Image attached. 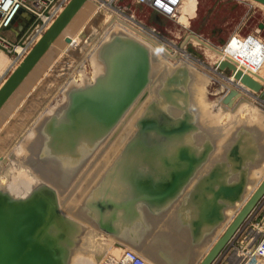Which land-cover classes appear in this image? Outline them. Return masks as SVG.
<instances>
[{"label":"crops","instance_id":"obj_1","mask_svg":"<svg viewBox=\"0 0 264 264\" xmlns=\"http://www.w3.org/2000/svg\"><path fill=\"white\" fill-rule=\"evenodd\" d=\"M193 1L188 0V4L183 7L181 21L184 20L185 22L187 7ZM96 2L106 9L105 3L109 4L111 1L89 0L82 14L74 20L70 36L75 37L76 33L83 28L84 25L82 26V24H84V21L87 22L92 6L97 4ZM142 7L137 5V8ZM109 8L116 10L112 6ZM109 8L106 9L107 14L110 12ZM115 13L118 16L128 18L126 15L113 11V15ZM131 20L135 22L133 19ZM27 22H29L28 16L21 14L15 19L10 29L4 31V34L11 40H18ZM119 22H122L120 26L124 27L127 33H132L131 35L134 37L138 35L137 37L149 39L150 43L155 47L153 48L157 51L156 55L158 57L163 55L164 64H170L171 70L166 71L165 75L163 73V76H157L160 81L157 87V100L159 99L158 103L160 106L154 110L158 112L156 111L155 115H149V117L139 121V124L144 120L157 121L159 131H150L148 136L143 138V144H139L138 141L141 138L140 127L135 126L136 128L131 133L132 135L127 138L123 146L121 155L110 162L102 161L100 163L101 167L105 166L106 169L102 168V177L98 184L96 183L95 185V198L98 201L95 200L94 203L98 206L101 202L110 201L120 206L118 209L114 208L120 217L124 215L122 208L126 207L128 211L125 225L112 224L116 231L110 234L107 233L100 226L99 219L95 220L96 222L98 221L97 229L110 238L113 242L112 244L123 245L126 247L125 249L129 250L136 249L141 253V256H144L153 264H198L207 255L209 248L220 232L216 231L212 236L207 237L206 230L210 226L206 222H202L200 225L202 206L200 197L204 193L203 187L208 185V182L204 185L201 184L210 176L212 177V175L217 176L216 179L220 182H226L227 185L236 183L240 180L242 171L246 173V178L249 181L252 172L258 170L259 165L264 161L262 159L264 156V123L260 122L263 131L259 132L261 136L259 137L255 131H248L245 128L248 115L247 113H238L240 104L237 102L233 110L223 106L220 109L216 108V106L212 108L213 103L205 105L206 100H210L209 96L217 93L215 90L218 91L224 86L228 88L232 86L227 79L215 73V64L213 63L219 55H214V51H208V49L191 40L190 42L194 45V48L201 51L204 55V60L201 58L197 60L196 54L190 57L186 54V47L184 48L185 41L189 35L184 37L183 41L185 43L183 42L180 47H177L180 48L179 50L175 44L160 35L159 37L163 44L155 41L152 36H148L143 31L132 27L129 23L126 24L125 22L127 21L120 20ZM259 27L263 29L264 25ZM260 32L261 30L245 34L239 32L231 33L223 37V41H225L223 47L203 39L200 35L194 36L216 50L222 51L228 57L236 59L237 54L242 52L238 53L234 50L236 53L232 55L233 53H230L231 46H226L228 41L233 36L254 35L264 43ZM188 33L191 34L192 31ZM72 40L76 41L73 38ZM167 47L172 49V52L168 51ZM224 48L226 49L225 51ZM242 54L244 55L245 53ZM249 55L251 54L249 53ZM252 58L254 56H251ZM180 61L182 62L180 63ZM19 63L15 64L14 57L7 55L0 49V87ZM204 67L206 70H204ZM247 69L264 80V64L255 73L253 72L255 70ZM32 76L29 79L35 80L37 77L33 76L32 78ZM210 79L216 80V82L209 89ZM27 83L25 82V84L21 85L0 113V122L4 118L8 121L6 132H8L9 138L12 137L9 134L13 132L29 133L32 129L37 130L40 123L55 109V89L49 88L52 83L51 79L46 78L43 82L36 84L31 88V93L29 92L30 90L24 88L28 85ZM67 87H63L61 94L67 90ZM221 98L218 97L214 104L217 105ZM254 100L253 102L256 101ZM154 101L156 102V99L152 98L149 99L148 103ZM201 101H205L204 104ZM258 103L263 109L264 105L262 102L258 101ZM137 113H135V116ZM143 115L145 113L141 114V116ZM242 117H244L243 120ZM185 123L189 125L186 131L175 136L167 135L169 130H178ZM44 126L45 124L41 126L42 130ZM27 139L25 136H19L20 141H26ZM132 143L133 146L129 154L126 157H122L124 149L129 145L131 146ZM235 148L238 149L239 157L243 162L242 171L234 169L235 165H237V161L232 156ZM183 153L189 157V160L181 158ZM191 159L195 160L192 178L173 197H167L159 202L155 197L157 195L161 196L167 190V185L173 183L172 180L175 174L191 165L189 162ZM18 172L20 174L17 173V178L12 179V182L8 183H10L12 189L21 190L20 192L24 191L22 195H26L30 191V183L28 182L31 180L21 169H18ZM140 182L143 183V201H139L140 187H138V184ZM89 197H92L91 194ZM206 197L209 198L208 195ZM89 202L90 199L86 200L87 206ZM114 209L104 211V222L107 223L109 221L111 217L108 216ZM96 212L99 213V211ZM221 228L224 227L221 226ZM166 241L172 246L169 251L163 252ZM107 253L105 256L111 255L110 252ZM226 256L230 255L227 254ZM78 263L84 264L82 260Z\"/></svg>","mask_w":264,"mask_h":264},{"label":"water","instance_id":"obj_2","mask_svg":"<svg viewBox=\"0 0 264 264\" xmlns=\"http://www.w3.org/2000/svg\"><path fill=\"white\" fill-rule=\"evenodd\" d=\"M87 1L71 0L5 80L0 87V112ZM252 1L264 5V0ZM23 13H25L23 10L19 11L13 23ZM28 20L29 23L23 27L22 33L32 22V17L28 16ZM9 29L10 27L6 30ZM65 42L73 44L74 40L68 37ZM187 51L191 56L195 54L190 49ZM97 55L103 65V72L91 84L68 88L65 92V104L60 108L63 115L60 119L53 116L49 120L50 124L44 127L46 141L44 147L48 149L50 143L55 141L56 145L51 147L56 149L55 155L65 154L67 146L68 153L76 149V141L83 134L82 130L80 131L81 126L87 127L85 137L91 144L89 146L91 151L95 148L97 140L112 132L135 104L144 101L149 94L148 88L152 82V57L149 49L141 42L124 32L116 31L101 44ZM216 67L235 81L233 83L228 79L229 83H240L257 94L259 101L264 102V84L255 81L229 61L222 60ZM243 91L244 88L236 84V87L231 88L222 99V104L233 108L234 99L240 97ZM139 127L141 137L139 144H143V138L148 136L150 131H159L157 121L153 120H144ZM188 128L189 125L185 123L178 130H169L167 135L175 136ZM79 156V152L74 153L76 159ZM232 156L237 161L234 169L242 171L243 162L237 148L234 149ZM181 158L189 160L185 153ZM189 162L191 165L188 168L173 176V183L167 185V190L161 196L155 197L159 202L167 197H173L192 178L195 160L191 159ZM216 177L212 175L201 184L208 182V185L203 187L204 193L200 197L202 204L200 225L202 222L208 223L210 226L208 231L214 233L220 225L226 223L229 212H237V215L200 264H215L264 200V180L246 202L248 180L244 171L238 182L228 185ZM138 185L139 201H143V183L140 182ZM89 205H92L91 209L94 211L91 214L93 220L99 219L100 226L109 234L116 231L113 225H125L127 222V218L123 221L128 211L126 207L122 208L124 215L120 217L114 209L120 206L110 201L101 202L98 206L96 203ZM111 209L114 210L106 223L103 220L104 211ZM80 230L79 226L63 214L59 193L54 185L42 183L23 198L0 188V264H70L75 245L74 237Z\"/></svg>","mask_w":264,"mask_h":264},{"label":"rangeland","instance_id":"obj_3","mask_svg":"<svg viewBox=\"0 0 264 264\" xmlns=\"http://www.w3.org/2000/svg\"><path fill=\"white\" fill-rule=\"evenodd\" d=\"M104 1H111L109 4L107 2L105 3L106 9L109 8L108 6H112L116 9L125 10V8L129 6L128 9L125 10V14L128 16V18H125L124 16H118L116 13L113 15V11L116 10L110 8V12L107 14L106 9H104L100 3L98 4L96 2L97 4L92 6V11L87 18V22L84 21V24H82V26L84 25L83 28L76 33L77 35L74 37L76 41H74L73 44H68L64 42V40L68 38L65 37L61 43V48H57L55 51L56 53H54L46 61V63L43 62L37 68L36 72L34 73L35 75L33 74L34 77L37 76L38 78L36 77L35 80L29 79L27 83L28 85L24 88L30 90L29 92L31 93V88L36 84L43 82V80L46 78L51 79L53 84L51 83L49 88L55 89V99L60 100L64 96L63 94L67 91L66 90L63 94H61L63 92V87L68 86L67 89L71 88L74 84L72 82L75 80L76 86L73 87L84 86L92 83V80H94V78L103 72V65L99 61L97 55L98 44L102 40H108L110 36L116 31L123 32V28H119L120 24L122 23L119 22L120 20L127 21L125 22L126 24L129 23L132 27L143 31L144 33H149L146 29L143 30L144 27L148 29H155V32H157L158 35L175 44L177 47L182 45L184 42V37H187V35L190 36L191 34L198 36L200 35V37L203 39L209 40L211 43L218 44L222 47L225 45L223 37L228 36L231 33L239 32L245 34L254 31L259 32V30H261L260 34L264 39V28L260 29L259 27L260 25H264V6L252 0H194L187 7L185 22L184 20L181 21L180 18V22L178 21L179 23L163 17L146 7L137 8V4L134 0H117L114 3L113 0ZM183 3V7H185L188 4V0H183ZM129 17L134 19L136 23L129 19ZM189 31H192V33H188ZM124 34L130 35V33H127L126 31H124ZM91 46L93 47L92 50H90ZM62 48L66 50L59 52ZM234 50L237 51V48L235 47L234 49L231 46L230 53H233L232 55H235L236 53ZM214 55L219 54L215 52ZM154 56V58L152 57L153 72L151 74V79L153 82L152 85H149L150 88H148L149 94L147 98L142 101L143 103H136L128 115L118 124L116 130H114V134H120L125 130L124 135L118 137L119 139L117 140L116 145H112L103 151L100 154L99 159L93 161L92 163H88L84 171L80 174L79 178H77V176L74 174V181L68 182L69 184L65 185L64 190L60 191L56 188L59 193L60 205L63 214L68 219L72 220L77 226H79V229H81L79 234H76L74 237L75 245L71 253L70 264H76L81 262V260H89L87 264H98V262L105 257L107 250L104 249L101 252V250L98 249L96 251L94 242L97 244V248H103V246L100 244L101 242L104 244L106 243L107 245L113 243L110 238L105 236V234L97 229L98 221L96 222L93 220L92 223H89V218H80L77 214V209L83 208L86 200L89 198L90 203L95 202L96 196L93 197V192H96L95 185L96 183L98 184L102 177V168L104 167L106 169L105 166L101 167L100 163L102 161L110 162L113 159H116L122 152L127 138L132 135L131 133H133L134 128L140 125L139 121L143 118L149 117V115H155L154 113H156L157 110L154 109L159 108L160 104L158 103L159 99L157 100V87L159 86L160 81L159 79L156 80V78H158L157 76H163V73L165 75L166 71L171 70V65H166V63L164 64V60L161 59L160 56ZM251 56L252 55H249V52L245 53L244 55L242 53L237 54L240 62L246 63L247 66L250 67L251 64L249 62L253 61L254 59H251ZM191 57H193V55ZM196 59L200 60L199 57ZM204 70H206L205 67ZM41 90L42 88L39 91L41 92ZM215 92L218 91L215 90ZM152 98H155L156 102L154 101L152 103H148L149 99ZM145 101L146 103H144ZM262 104L264 105V103ZM57 106H59V104L55 102V107L57 108ZM143 110H145V112H143ZM136 112L138 113L135 116ZM144 113V117L141 116V114ZM241 113H247V115L250 116L249 118H252L253 120H257L258 118L257 114H255L249 108L244 109ZM242 118L244 119V117ZM7 122L8 121L6 118L2 119L0 122V181L3 185L10 182V178H17V173L20 174V172H18V168H20V166L26 168L24 162L27 158L25 157L27 150L24 148V140L20 141L22 138L19 140V136H25V138H28L26 141L30 140L29 144H32L33 147L35 146L34 139L29 137L30 132H13L9 134V136L12 135V137L9 138L8 132H6L8 129ZM260 122L264 123L262 121ZM19 142H21V144H19ZM34 154L35 153H31V156L33 157ZM24 174L26 175L25 172ZM261 174L262 172L260 175ZM32 175L34 177L36 176L33 173ZM42 182L44 181L36 183L35 187L42 184ZM33 183L35 182L33 181ZM249 183L250 182L248 181V184ZM251 188L252 186L249 190H251ZM90 194L92 197H89ZM233 213L234 212H229L226 223L231 220ZM225 224H223L224 228L226 227ZM262 231H264V200L258 205L256 211L246 221L240 232L235 237V244L243 243L247 244L248 247L255 245L260 240ZM91 233L94 234V237H90ZM87 236H89L90 239H88ZM232 248L233 247L231 245L230 248L225 252L224 256H220L215 264H228V256H226L227 254L237 259L236 264H241V258L236 253V251L234 252L232 250ZM96 254L98 255L96 256ZM77 258L79 261H76Z\"/></svg>","mask_w":264,"mask_h":264},{"label":"bare ground","instance_id":"obj_4","mask_svg":"<svg viewBox=\"0 0 264 264\" xmlns=\"http://www.w3.org/2000/svg\"><path fill=\"white\" fill-rule=\"evenodd\" d=\"M71 1V0H70ZM89 1V0H88ZM87 1V2H88ZM86 2V3H87ZM86 3H85V5L82 7V9L79 11V13L74 17V19H73V21L68 25V27L63 31V33L61 34V36L55 41V43L51 46V48H50V50L47 52V54L43 57V59L41 60V62L39 63L40 65L43 63V62H45L46 63V61L54 54V53H56L55 51H56V49L57 48H61V43H62V41L64 40V38L65 37H69L70 39H74V37H72V36H70V30H71V26H72V24H73V22H74V20L80 15V14H82V12L84 11V9H85V6H86ZM257 3V2H256ZM69 4V3H68ZM67 4V5H68ZM258 4H260V5H262V6H264L263 4H261V3H258ZM66 5V6H67ZM108 7H110V6H108ZM64 10V9H63ZM62 10V11H63ZM61 11V12H62ZM61 12H60V14H61ZM59 14V15H60ZM58 15V16H59ZM176 22H178V21H176ZM180 22V21H179ZM119 28H123V32L124 31H126V29L124 28V27H120L119 26ZM127 32V31H126ZM128 33H130V32H128ZM132 33H130V35H131ZM129 35V34H128ZM134 39H136L137 41H139V42H141L144 46H146L148 49H149V51H150V54H151V57H155L154 55H156L157 53V51L154 49L155 47L153 46V44L152 43H150L151 41L149 40V39H147V38H142V37H137L138 35H136L135 37L133 36V35H131ZM191 40H194L195 42H197L198 44H200V46H203V48H206V49H208V50H212V51H214V52H216V53H218L219 54V56H218V58L215 60V62L213 63V64H215V73H217L218 75H220L222 78H225V79H229L230 80V82H235L234 80H233V78L231 77V78H228V76H227V74H225V73H223V72H220L219 70H218V68L216 67L217 66V64L220 62V61H222V60H225V61H229V62H231V63H233L239 70H242L244 73H246V74H248L251 78H253L255 81H257V82H260V83H262V84H264V82H263V79H260L258 76H256L255 74H253L252 72H250L248 69H242L240 66H238L237 65V63H236V61L239 63L240 62V59L239 58H237L236 57V59L235 58H229L227 55H225L223 52H221V51H218V50H216L215 48H213L212 46H210V45H208L207 43H205V42H203L201 39H199L198 37L196 38V36H194V35H190L189 37H188V39H186V44L184 45V48L186 47V50H192L193 51V53H195V54H197L198 56H199V58H201V59H203L204 60V55H203V53H201V51H198V50H196L195 48H194V45L190 42ZM95 41V40H94ZM64 42H65V40H64ZM105 41H101L99 44H98V50H99V47L101 46V44H103ZM184 42V43H185ZM95 45V44H94ZM94 45H92V46H94ZM90 47V50H92L93 49V47ZM165 46V45H164ZM154 47V48H153ZM175 47V46H174ZM176 48H177V46H176ZM177 49H179L180 50V48H177ZM66 49H60V51L59 52H61V51H65ZM97 50V51H98ZM167 50L168 51H170V52H172V49H170L169 47H167ZM186 54L188 55V56H190L191 57V55L188 53V51H186ZM192 54V53H191ZM158 55H159V53H158ZM193 55V54H192ZM157 56V55H156ZM160 56V55H159ZM197 56V57H198ZM161 57V59H162V57H164L163 55L162 56H160ZM239 60V61H238ZM171 62V61H170ZM182 61H180V63H181ZM201 62V61H200ZM202 63V62H201ZM37 65V67H35V69L31 72V74L26 78V80L24 81V83L23 84H25V82L27 83V80H29V78L36 72L35 70L40 66V65ZM15 69V68H14ZM156 71V70H155ZM152 72H153V70H152ZM35 75V74H34ZM33 75V76H34ZM158 75V74H157ZM32 76V77H33ZM209 78V77H208ZM95 79V78H94ZM156 80H157V78H156ZM94 80H92V82H93ZM210 82H209V85H208V87H209V89L210 88H212L213 87V83L214 82H216V80H212V79H210L209 80ZM153 82V81H152ZM152 82H151V84L150 85H152ZM72 83H74L73 84V86H76V80L74 81V82H72ZM71 83V84H72ZM233 83H231V85H232V87L230 86V88H228L227 86H224L223 88H220V89H218V92L215 94V95H213V96H209V101L208 100H206V102L205 101H201L202 102V104H204V102H205V105L206 104H210V103H213V105H212V108H215V106H216V108H218V109H220L222 106L223 107H227L228 109H231V110H233V108L232 107H228V106H226V105H224V104H222V99L225 97V95L227 94V92L231 89V88H234V87H236V84H239L242 88H244V91H243V93H242V95L240 96V97H238V98H236V99H234V104L237 102V103H239V102H242L241 104H240V108H239V111H238V113L240 112H242L244 109H247V108H249V109H251L255 114H257V116H258V118H257V120L255 119V120H253L252 118H249L250 116H248V118H247V122H245L246 123V126H245V128L248 130V131H255V133H258V136L259 137H261L260 135H259V132L260 131H263L262 130V126L260 125L261 123H260V120L262 121V122H264V108L262 109V107H259L260 105H259V103H258V96H257V94H255L254 92H252V91H250L248 88H245V87H243L240 83H236V84H233ZM91 84V83H90ZM69 85V84H68ZM157 85V84H156ZM218 86H219V84H217ZM72 86V87H73ZM78 86V85H77ZM216 86V85H215ZM71 87V88H72ZM223 93V94H222ZM222 94V95H221ZM220 95V96H219ZM218 97H222L221 99H220V101H219V103H217V105H215L214 104V101L218 98ZM256 101H255V100ZM62 100V101H61ZM253 100L255 101V102H253ZM147 101V100H146ZM146 101L144 102V103H146ZM212 101V102H211ZM261 102V101H260ZM56 103H58L59 104V106H57V108L55 107V109L54 110H52V112H51V114L47 117V118H45V120H43L41 123H40V125H39V127L37 128V130L36 129H32V131H30V135H29V137H31V138H34L35 137V139H34V141H35V146L33 147V145L31 144V146H30V149H31V153H35L34 155H33V157H36L37 159H41V160H38L41 164H40V166L36 169V173L38 174V175H36L35 177L32 175V173H31V170L29 169V168H27L26 166V168H24V167H21L20 166V168H18V169H21V171L22 172H25L26 173V176H28V178L32 181H30V182H28V183H30V188H29V193L33 190V188H35V184L36 183H39V182H41V181H47L48 183H50L51 185H54L57 189H59L60 191H62V190H64L65 188V185H68L69 183L68 182H70V181H74L73 180V178L75 177V173H77V169L80 167V165H82V164H84V165H87V158H88V154H89V146L91 145L90 143H89V141L88 140H86V131H87V127L86 126H81L80 128V131L82 130V135H81V138H78V140L76 141V149H73V152H70V153H68V148H69V146H67V150H66V153L65 154H62V155H55L54 154V152H55V150L56 149H54V147L51 149V147L52 146H54V145H56V143H55V141H52L51 143H50V147H48V149H46V147H44V143L46 142L45 141V134H44V128H43V130H42V128H41V126L42 125H44L45 124V126L46 125H48V124H50V119L53 117V116H56L58 119H60L61 118V116L63 115V110L62 109H60L61 107H63V105L65 104V94H64V96L60 99V100H57L56 99ZM143 103V102H142ZM263 103V102H262ZM163 107L165 108V105L163 104ZM166 108H168V107H166ZM1 113V112H0ZM250 115V114H249ZM239 118H241V117H239ZM42 120V119H41ZM242 120H243V118H242ZM49 121V122H48ZM244 124V123H243ZM44 126V127H45ZM114 130H116V128L114 129ZM114 130H112V132H110L107 136L105 135L103 138H101V139H99V140H97L96 141V143H95V147H97V146H99V152H100V154L103 152V151H105L107 148H109L110 146H112V145H116V143H117V140L119 139L118 137H121L122 135H124V133H125V130L123 131V132H121L120 134L118 133V134H114L115 133V131ZM235 134V133H234ZM84 136V137H83ZM239 136V135H238ZM260 141V140H259ZM208 142V141H207ZM67 144H71V143H67ZM132 146H133V143L131 144V146L129 145L128 147H126L125 149H124V151H123V153H122V157H126L128 154H129V152H130V150L132 149ZM229 147V146H228ZM227 147V148H228ZM79 152V154H80V156H79V158L78 159H76L75 157H74V153H78ZM119 154V153H118ZM36 155H38V156H36ZM48 155V156H47ZM120 155H121V153H120ZM120 155H118V156H120ZM42 157V158H41ZM263 160H264V156H263V158H262ZM1 161V160H0ZM212 163V162H211ZM262 164H264V161H263V163ZM259 165V169L258 170H254L253 172H252V174L250 175V177H249V184H248V186H247V192H246V202L251 198V196L253 195V193L256 191V189L259 187V185L261 184V182L264 180V172H263V168H264V165ZM86 168V167H85ZM84 168V169H85ZM262 172V174L260 175V173ZM81 174V173H80ZM80 174H78L77 175V178H79V176H80ZM239 175V174H238ZM263 176V177H262ZM10 180V183L12 182V178H10L9 179ZM33 181L35 182V183H33ZM10 183H7V184H5V185H3L2 184V182L0 181V188H5V189H7L10 193H12V194H14L15 196H18V197H26L29 193H27L26 195H22V193L24 192H20L19 190H14V189H12L11 188V185H9ZM17 186V185H16ZM252 186V188H251V190H249L250 189V187ZM92 192H93V190H92ZM94 194H93V197H95V191L93 192ZM90 199V198H89ZM89 204H90V202H89ZM88 204V206L86 205V202H85V204H84V207L83 208H81V209H77V214L79 215V217L80 218H84V217H87V218H89L88 219V222L89 223H92L93 222V218L91 217V214L94 212L93 211V209H91V206L92 205H89ZM242 206H243V204L241 205V207L240 208H242ZM80 213V214H79ZM84 215V216H83ZM237 215V212H235V213H233L232 214V216H231V220L230 221H228L225 225H226V227L225 228H222L221 229V226H223V225H221L220 227H218L217 228V232L218 231H220L219 233H218V235L216 236V239L214 240V243L211 245V247L209 248V251L211 250V248L214 246V244L217 242V240L223 235V233H224V231L227 229V227L229 226V223L232 221V219L235 217ZM125 218H127V213L125 214V216H124V218H123V221H125ZM248 220V219H247ZM245 224V223H244ZM224 225V226H225ZM243 227V226H242ZM241 227V228H242ZM220 229V230H219ZM240 231V230H239ZM238 231V232H239ZM214 233L213 232H211V231H208V230H206V236L207 237H209V236H212ZM94 237V234L93 233H91L90 234V237ZM97 236V235H96ZM88 237V239H90V237L89 236H87ZM235 238V237H234ZM232 239V241L230 242V244L228 245V247H227V249H226V251L230 248V246L233 244V241L235 240V239ZM92 240H94V239H92ZM94 242V241H93ZM94 244H95V248H96V251L99 249V250H101V252L104 250V249H106L107 251L106 252H112L111 253V255H113V256H116V257H118V256H120V254H121V252L126 248L125 246H123V245H114V244H109V245H107L106 243L104 244L103 242H101L100 244L103 246V248H97V244L94 242ZM171 246H172V244H170L169 242H165V245H164V248H163V252H165V251H169L170 250V248H171ZM101 247V246H100ZM105 247H108V248H105ZM129 248V247H128ZM93 249H94V247H93ZM131 249V248H130ZM132 250H134V252H136V253H138L140 256H141V253L139 252V251H137L136 249H132ZM208 251V252H209ZM225 251V252H226ZM93 252V251H92ZM225 252H224V254H225ZM99 254H100V252H99ZM208 254V253H207ZM224 254H223V256H224ZM98 254H96V256H97ZM141 257H143L144 258V256H141ZM206 257V256H205ZM204 257V258H205ZM203 258V259H204ZM145 259V261L148 263V264H153L152 262H150L148 259H146V258H144ZM203 259L198 263V264H200L202 261H203ZM219 259V258H218ZM102 260V259H101ZM100 260V261H101ZM76 261H79L78 260V258H77V260ZM75 261V262H76ZM227 261H228V264H236L237 263V259L236 258H234V257H231V256H228V259H227ZM89 262V260H86V261H83V263L84 264H87ZM217 262V261H216ZM215 262V263H216ZM99 263V262H98ZM77 264V263H76Z\"/></svg>","mask_w":264,"mask_h":264},{"label":"built area","instance_id":"obj_5","mask_svg":"<svg viewBox=\"0 0 264 264\" xmlns=\"http://www.w3.org/2000/svg\"><path fill=\"white\" fill-rule=\"evenodd\" d=\"M115 1L117 0H113V3ZM134 1L137 5L146 7L173 21H179L182 15V7L184 5L183 0ZM69 2L70 0H0V49L7 55L13 56L15 64L21 62ZM127 9L128 8H125V10ZM21 10L25 12L23 14L32 17V22L26 31L21 34L18 40L12 41L4 34V31L12 26L15 16ZM125 10L116 9V11L121 15H126ZM143 29H146L149 32L146 33L148 36H152L155 41L163 44V41L160 40L161 38L158 33L155 32V29H148L145 27ZM226 46H232L234 49L236 47L237 52H249L252 56H254V59L252 58L253 61L249 62L252 65L251 67L247 66L246 63H238L236 61L237 65L242 69L250 68L255 70L253 71L255 73L262 68L264 64V43L256 36H233L228 41ZM226 46L225 48H227ZM225 48L224 51L226 50ZM232 247V250L234 252L236 251L241 258V264H264V231L261 232V238L255 245L248 247L247 244L243 243L235 244L234 240ZM98 264L148 263L138 253L129 249H124L120 256H105Z\"/></svg>","mask_w":264,"mask_h":264},{"label":"flooded vegetation","instance_id":"obj_6","mask_svg":"<svg viewBox=\"0 0 264 264\" xmlns=\"http://www.w3.org/2000/svg\"><path fill=\"white\" fill-rule=\"evenodd\" d=\"M32 139H35V137ZM24 143H25L24 148H26V150H27L26 151L27 154L25 156L27 158H26V161L24 162V164L27 168H29L32 171V173L34 175H38L36 173V169L40 166L41 163L38 160H41V159H37L36 157L31 156V149L29 148L31 146V144H29L30 140L26 141V142L24 141ZM31 143H32V141H31ZM19 144H21V142H19ZM99 157H100L99 146H97L94 149H92L91 151H89L88 158H87V165H88V163H92L93 161H96L97 159H99ZM87 165H84V164L80 165V167L77 169L78 171H77V173H75V175L77 176L78 174L82 173L84 171V168ZM44 182L48 183L47 181H44ZM44 182H42V183H44Z\"/></svg>","mask_w":264,"mask_h":264}]
</instances>
